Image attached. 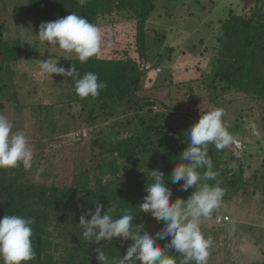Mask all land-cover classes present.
<instances>
[{"label": "trees", "instance_id": "trees-1", "mask_svg": "<svg viewBox=\"0 0 264 264\" xmlns=\"http://www.w3.org/2000/svg\"><path fill=\"white\" fill-rule=\"evenodd\" d=\"M25 2L30 17L49 22L66 17L74 11L96 24L101 30L102 44L98 55L89 58L85 63H81L75 53H70L72 59L68 58L67 68L76 66L81 76L87 72H94L99 80L107 83V87L100 91L98 97L82 99L75 92L73 78L65 77L72 89L69 95L72 98L67 102V106L69 108H75V104L80 106L85 126L91 127L98 121L111 118L116 120L120 114L123 116L131 112L134 114L133 118H126L125 122H115L119 128L127 125L126 135L113 140L101 133L98 138L88 142L92 149L99 148L100 155L110 153L114 158L109 162H104L103 159L97 164L95 162L94 166L76 169L71 185L38 183L32 177V169L25 170L22 165L12 169H0V218L16 214L35 219L32 226V242L36 257L27 264H100L96 259L97 248L107 252L112 260L118 261L126 254V249L132 241H122L120 238H114L111 242L103 239L98 243L86 241L78 224L81 214L88 209L94 211L96 204L99 203L103 205L101 215L112 206L117 208L114 215H120L124 209L136 214L133 219L134 228L143 227V230L149 231L155 224L165 226L164 222H157L152 218L150 213L139 211V205L147 195L145 189L152 182L151 171L160 170L164 173L165 180H168V186L172 189L173 201L176 198L187 199L195 188L182 191L180 184L183 181L180 184H173L170 180V173L179 161L178 156L185 150L189 141L188 134L181 132L180 128L168 131L162 123L164 116L170 109H180L176 103H172L173 96L180 102V95L183 94L185 97V100L181 101L183 105L188 100L203 103L211 99L209 96L211 90L219 86L223 92L233 90L249 96L255 102L264 103V0H252V3L240 13L230 9L229 15L220 21L222 36L219 38L220 45L213 63L208 69L201 70L198 77L180 74L182 76L178 82L168 83L161 90L162 92L167 90L168 97L165 95V98H168V102L153 94L144 97H140L139 94L143 84L149 80V74L158 71L160 67L185 62L175 50L184 51L179 42L166 48H161L158 44L160 46L148 49L151 43L145 41L146 23L158 19L153 13L156 7L152 0H87L84 6H81L78 0H25ZM127 30L131 39L126 36ZM3 50L10 62L22 56L30 58V55L36 52L31 47L22 49L16 38H6L3 29L0 28V56ZM181 53L192 56V52ZM185 58L189 59L188 56ZM2 69L1 64L0 72ZM9 73L12 74L7 76L0 74V80L4 81L3 87H6L8 81L13 82L12 76L15 72L10 70ZM194 82L198 87L192 85ZM199 86H203L209 95L200 94ZM4 96L6 90L3 89L0 91V97ZM155 104L160 106L161 112L151 117L152 106ZM15 107L20 112L24 108L18 104H15ZM51 107L35 106L43 116L40 120L48 122L49 126L51 125L50 130L55 133L56 126H53ZM1 113L4 114L2 111ZM145 116H149V120H145ZM236 129L243 130L238 126ZM76 137L80 142L87 139L82 130L78 131ZM224 151L225 149L221 150L223 153L219 155L215 148L209 147L214 171L219 172L220 186L225 188L233 181L242 186L239 178L227 179V174L232 176L235 168L230 167L233 163L227 164L223 161ZM231 158L233 162L236 160L234 156ZM91 171L96 175L100 172L98 177H94V181L90 177ZM109 171L112 179H103L102 174ZM258 187L259 185L255 184L252 193L264 194ZM157 242L163 247L170 242V237ZM166 254L175 256L177 264L182 259L173 249H169ZM137 264L140 262L137 261Z\"/></svg>", "mask_w": 264, "mask_h": 264}, {"label": "rangeland", "instance_id": "rangeland-1", "mask_svg": "<svg viewBox=\"0 0 264 264\" xmlns=\"http://www.w3.org/2000/svg\"><path fill=\"white\" fill-rule=\"evenodd\" d=\"M152 1L156 7L153 13L158 19L146 23L145 41L151 43L148 49L158 44L161 48H166L179 42L185 52H192V56L183 55L182 49H175L180 59L185 62L160 67L158 71L149 74V80L139 91L140 97L153 94L168 102V98H165V95L168 97L167 90L163 92L161 90L170 82H178L182 75L191 74L198 77L201 70L208 69L220 45L219 38L222 36L220 21L229 15L231 8L234 12L240 13L252 3V0ZM25 3V0H0V28L3 29V34L6 38H16L22 49L31 47L36 50L30 58L22 56L12 61L13 63L3 50L0 56V65H3V69L0 74L6 76L12 74L9 73L10 70L15 74L12 76L13 82L8 81L6 87H3L4 81L0 80V91L6 90V96L0 97L2 101L0 114L1 111L4 112V115L13 122V132L24 131L28 136L34 152L31 169L35 181L47 185H71L76 169L94 166L95 162L97 164L103 159L104 162H109L114 158L110 153L100 155L99 148L92 149L88 142L98 138L101 133L113 140L126 135L127 125L119 128L115 122H125L126 118H133L134 113L125 116L118 114L116 120L111 118L98 121L91 127L85 126L80 106L78 104L74 105L75 108L67 106V102L72 98L69 97L72 89L65 77L58 74H52L50 77L42 74L39 69L40 60L52 57L58 59V66L67 69L69 61L64 56L70 53L39 40L37 35L39 25L44 21L30 17ZM127 32L128 30L127 38L131 39ZM40 51H44L43 54ZM186 56L189 59L185 58ZM192 85L198 87L196 82ZM176 90L178 89H174ZM198 92L209 95L203 86H199ZM209 96L211 99L203 103L188 100L184 105L181 103L185 100L183 94L180 95V102L173 96L172 103H176L180 109H170L164 116V121H161L168 131L180 128L181 132L187 133L201 114L216 108L224 109V122L237 138L238 144L226 147L222 159L227 164L235 162L236 165L234 174L232 176L227 174V179L239 178L243 185L239 186L233 181L230 186L225 187L226 194L221 206L214 210L209 218L202 220L201 230L214 240L208 264H264V200H260L264 199V194L252 193L255 184L259 185L260 191H264V103L255 102L249 96L233 90L223 92L220 86L212 89ZM15 104L24 107L21 112ZM39 105L52 106L55 133L50 130L51 125L49 126L48 122L40 120L43 116L35 108ZM152 109L151 117L161 112L158 104L153 105ZM144 118L149 120V116ZM237 126L243 130H237ZM80 130L86 134L85 141L80 142L76 137ZM222 153L217 151L219 155ZM232 156L236 158L234 162ZM41 167L45 171L37 174V169ZM94 173L90 172L93 181L100 172L97 175ZM110 175V171L106 172L102 174V178L112 179ZM217 216H228L229 219L218 225L214 220ZM163 227L155 224L149 232L157 233Z\"/></svg>", "mask_w": 264, "mask_h": 264}, {"label": "clouds", "instance_id": "clouds-1", "mask_svg": "<svg viewBox=\"0 0 264 264\" xmlns=\"http://www.w3.org/2000/svg\"><path fill=\"white\" fill-rule=\"evenodd\" d=\"M78 2L84 6L87 0ZM37 35L41 42L55 45L67 53H75L81 63L98 55L101 50L100 28L74 11L55 21L42 22ZM64 57L72 59L71 55ZM40 61L39 69L42 74L72 77L75 92L82 99L96 98L107 87V83L99 80L94 72L81 76L74 65L67 69L58 66V59ZM223 117L222 108L207 111L187 131L189 143L178 156L179 161L170 173L173 184L183 181L180 184L182 191L195 188L187 199L171 200L172 189L168 186L164 173L160 170L151 171L152 182L145 189L147 195L143 197L139 211L150 213L157 222H164L165 226L159 232L150 233L143 230V227L134 228L133 219L136 214L124 209L120 215H114L117 212L115 206L107 208L101 215L103 205L97 203L94 211L88 209L81 214L78 224L86 241L98 243L103 239L111 242L114 238L132 241L126 254L118 261L112 260L107 252L97 248L96 259L100 264H137V261L140 264H177L175 256L166 254L169 249L182 257L179 264H208L214 240L201 230V223L221 206L226 194V190L220 186L219 172L214 171L209 147L211 145L221 151L229 145L238 144ZM13 127V122L6 115L0 114V169L22 165L25 170H30L34 152L29 138L24 131L13 132ZM230 167L235 168L236 165L232 164ZM44 171L41 167L37 169V174ZM34 224L33 217L11 214L0 218V264H27L35 259L36 252L32 242ZM168 237L170 242L161 247L157 241Z\"/></svg>", "mask_w": 264, "mask_h": 264}, {"label": "built area", "instance_id": "built-area-1", "mask_svg": "<svg viewBox=\"0 0 264 264\" xmlns=\"http://www.w3.org/2000/svg\"><path fill=\"white\" fill-rule=\"evenodd\" d=\"M228 219H229L228 216H225V217L217 216L215 220H216L217 223H223V222L227 221Z\"/></svg>", "mask_w": 264, "mask_h": 264}]
</instances>
